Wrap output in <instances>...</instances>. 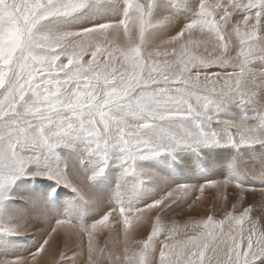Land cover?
I'll use <instances>...</instances> for the list:
<instances>
[{
  "label": "snow or ice",
  "instance_id": "6c2138e0",
  "mask_svg": "<svg viewBox=\"0 0 264 264\" xmlns=\"http://www.w3.org/2000/svg\"><path fill=\"white\" fill-rule=\"evenodd\" d=\"M107 2L122 5L118 19L75 31H42L47 18L68 15L87 0H0V212L15 180L26 174L48 177L85 200L103 202L92 186L102 168L92 176L68 174L57 166L63 159L57 151L61 145L82 142L101 165L118 160L143 183L161 179L137 167L136 161L146 154L224 142L264 143V0H172L174 6H191L194 14L159 44L147 41L146 32L172 17L154 19L155 0ZM85 56L90 58L85 61ZM212 65L231 70L200 71ZM229 97L256 102L259 109L221 119L218 113L227 111ZM33 165L37 169L27 172ZM249 174L264 196V172L250 169ZM208 190L225 200L229 193L242 200L248 190L257 189L230 176L199 185H169L142 207L133 197L116 194L90 224L55 218L53 226L47 214L0 221V233L6 235L28 231L31 223L48 226L35 252L0 257V264H40L53 234L61 229L87 233L83 264H264V213L253 220L250 205L238 216L226 214L230 225L240 226L227 233L225 220L212 216L194 222L192 234L186 224L179 239L178 227L161 224L162 208L189 192L196 193L195 203L210 195ZM152 213L156 220L151 232L136 239L137 227ZM110 221L122 226L123 239L112 249L93 245L98 230H112ZM160 234L173 242L166 239L157 255Z\"/></svg>",
  "mask_w": 264,
  "mask_h": 264
},
{
  "label": "rangeland",
  "instance_id": "374dc122",
  "mask_svg": "<svg viewBox=\"0 0 264 264\" xmlns=\"http://www.w3.org/2000/svg\"><path fill=\"white\" fill-rule=\"evenodd\" d=\"M163 7L168 8L172 12L170 21L173 25L168 27L167 23L154 24L153 27L148 29L146 40L152 44H159L174 36L194 14L191 6H174L172 0H155L153 8L154 19L170 15V13H162L161 8ZM121 9L122 5L110 4L107 0H87L85 6L68 15L47 18L41 23L40 28L42 31H75L97 22L116 20L120 17ZM157 11L160 13H157ZM150 32L153 33L151 38L148 39ZM150 50L154 51V49ZM160 51L163 53V48ZM169 53H171V48H169ZM89 58L85 56L84 60L86 61ZM62 62L66 63L67 61L62 58ZM230 70V68L221 65H212L200 69L201 72ZM226 104L227 111L218 113L221 119H232L241 113L251 115L259 109V105L256 102L241 103L239 99L233 97L227 98ZM212 126L218 127L219 125L213 123ZM57 151L63 158L61 162H58L57 166H63L70 175L92 176L97 173L98 169L102 168V171L94 176L92 186L95 192L103 198V202L85 200L70 188L58 184L48 177L26 174L18 177L10 188L19 194H10L9 201L23 204L22 210L17 216V221L18 219H28L37 215L47 214L53 218L52 224L55 223V218H66L72 222L83 219L84 222L90 224L109 207L106 201L116 194H120L123 197L131 196L136 205L142 207L146 203H150L152 200L162 196L168 190L169 185L173 187L178 184L189 183L191 185H199L207 180H220L230 176L241 185L256 188L257 190L255 192L248 190L242 200L233 197L231 193H229V198L225 200L223 195H217L215 190H208L211 194L201 197L195 203L193 202L196 200V193L189 192L177 198L167 207L162 208L159 212L161 224L167 225L169 228L173 227V225L178 227L181 231L176 238L179 239L184 238L186 224L188 225L187 233L192 234L191 225L196 221L207 219L208 216H212L215 221L225 220L228 212H233L234 215L238 216L249 205L254 209L251 215L253 220H258L260 215L264 213V196L259 192L260 184L249 174L250 169L256 172H264V143L246 142L235 145L224 142L202 145L195 149L182 148L174 153L146 154L143 158L136 161L137 167L151 172L161 179L143 183L139 182L138 177L126 173L118 160L112 159L107 164L101 165L97 158L87 151L82 142L72 146L61 145ZM36 169L37 166L33 165L27 169V172L30 173ZM223 192L224 190L221 189V193ZM190 205H192L191 208L189 207ZM9 210L7 205H5L0 215L6 216L7 212L11 211ZM150 217L149 220L137 227L135 232L136 239L143 240L151 232L152 225L156 220L155 213L150 214ZM5 220V218H0V221ZM12 220L15 221L14 219ZM111 224H114L113 221ZM45 226L43 223H31L28 231H22L18 235L0 233V257L9 259L27 257L35 252L36 248L47 236V227ZM115 226H112L111 231L105 229L107 230L105 231L107 235L111 232L113 236L116 235L115 237L109 239L103 232L104 230L101 232L99 230V233L96 232L94 234L93 245H98L99 247L107 246L109 249L117 247L116 242L118 239L122 240L123 235L121 228ZM245 226L250 227V225ZM239 227L234 222L230 225L225 220L223 230L227 233L230 228L238 229ZM199 230L204 231V229ZM60 231L62 234H58L54 239H51L50 245L46 246L45 252L39 258L40 264H82L86 261L89 245L87 233L68 230L71 233L67 235V233H64V229ZM216 231L219 232L220 229L217 228ZM61 236H67L68 239H63ZM107 239L109 242H107ZM166 239L169 243L173 242L172 238L168 237L167 234H160L156 238L157 255L160 244L164 243ZM66 242L68 243L66 244ZM61 253L65 255L61 257ZM45 254H50L54 258H48Z\"/></svg>",
  "mask_w": 264,
  "mask_h": 264
},
{
  "label": "bare ground",
  "instance_id": "6f19581e",
  "mask_svg": "<svg viewBox=\"0 0 264 264\" xmlns=\"http://www.w3.org/2000/svg\"><path fill=\"white\" fill-rule=\"evenodd\" d=\"M162 6V5H161ZM160 8V7H159ZM162 9V13H170V15H168V16H171L172 17V12L168 9V8H166V7H163V8H161ZM157 13H160L159 11H157ZM167 24H168V27L169 26H172L173 24L171 23V21L169 20L168 22H166ZM176 23V22H175ZM85 25V24H84ZM83 26V25H82ZM165 27V26H164ZM160 30V29H159ZM162 31V30H161ZM164 31V30H163ZM153 33V32H152ZM152 33L150 32L149 33V35H148V39H150L151 38V36H152ZM157 44V43H156ZM213 158V157H212ZM178 173V172H177ZM235 174V173H234ZM241 179V178H240ZM190 184V183H189ZM139 185V184H138ZM149 190V189H148ZM141 193V192H140ZM10 194L11 195H18L19 193L17 192V191H13L12 189H10ZM149 197V196H148ZM31 201V200H30ZM29 201V202H30ZM5 205H7V207H8V209H10L9 211L10 212H7V215L6 216H1L0 215V218H5L6 220L5 221H10V220H12V219H14L15 221H13L12 220V222H18L19 221V219H18V221L16 220L17 219V216H18V214H19V212L22 210L21 208H22V203H20V204H18L17 202H11V201H7L6 202V204ZM138 206V205H137ZM29 207V206H28ZM31 209H32V207H31ZM70 209V208H69ZM182 210V209H181ZM151 218V217H150ZM112 222V221H111ZM110 222V223H111ZM113 223L114 224H111L112 226H114V225H116V226H119L120 228H122V226L120 225V224H118L116 221H113ZM46 225V224H45ZM53 226L55 225V223L54 224H52ZM115 226V227H116ZM45 227H48L47 225L45 226ZM114 227V228H115ZM119 229V228H118ZM51 229L50 228H48V231H50ZM62 230V229H61ZM104 230V231H103ZM64 233H67V235H68V233H69V231L68 230H66V229H64ZM101 231H103L104 233H105V231H107V230H105V229H101L100 230V232ZM119 231V230H118ZM61 231H59L58 232V234H62V233H60ZM63 232V231H62ZM139 232V231H138ZM71 233V232H70ZM69 233V234H70ZM97 233H99V230L97 231ZM58 234H53V236H52V238L51 239H54ZM102 234V233H101ZM106 234V233H105ZM101 236V235H100ZM106 236L109 238V239H112L111 237H115V236H113V234L111 233V232H109L108 233V235L106 234ZM110 236V237H109ZM122 236V235H121ZM63 239H68L67 238V236H61ZM69 237V236H68ZM141 237V236H140ZM96 238V237H95ZM96 240H98V239H96ZM104 240V239H103ZM52 241V240H51ZM95 241V240H94ZM107 242H109L108 241V239H107ZM68 242H66V244H67ZM59 244V243H58ZM68 250V249H67ZM45 255H47L48 256V258H51L52 256L50 255V254H45ZM52 258H54V257H52ZM51 262H52V260H51ZM48 264V263H47ZM83 264V263H82Z\"/></svg>",
  "mask_w": 264,
  "mask_h": 264
}]
</instances>
